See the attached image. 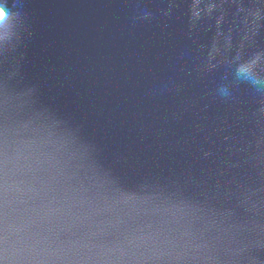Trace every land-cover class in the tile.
<instances>
[{"label":"water","instance_id":"1","mask_svg":"<svg viewBox=\"0 0 264 264\" xmlns=\"http://www.w3.org/2000/svg\"><path fill=\"white\" fill-rule=\"evenodd\" d=\"M0 6V264H264V0Z\"/></svg>","mask_w":264,"mask_h":264},{"label":"clouds","instance_id":"2","mask_svg":"<svg viewBox=\"0 0 264 264\" xmlns=\"http://www.w3.org/2000/svg\"><path fill=\"white\" fill-rule=\"evenodd\" d=\"M9 16L5 7L0 6V24L6 23ZM247 80L258 90L264 92V80H260L252 76L250 73L246 74Z\"/></svg>","mask_w":264,"mask_h":264}]
</instances>
